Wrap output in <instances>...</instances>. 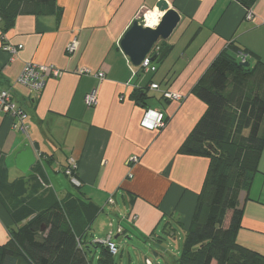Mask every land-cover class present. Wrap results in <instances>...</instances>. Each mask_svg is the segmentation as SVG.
Instances as JSON below:
<instances>
[{"label":"crops","instance_id":"obj_1","mask_svg":"<svg viewBox=\"0 0 264 264\" xmlns=\"http://www.w3.org/2000/svg\"><path fill=\"white\" fill-rule=\"evenodd\" d=\"M161 1L179 14L180 22L168 40L157 44L168 47L166 56L155 72L146 73L131 65L119 42L143 13L156 19ZM56 2L63 11L59 22L55 16L22 14L4 35L0 33V88L26 114L27 128L26 133L14 128L18 122L0 113V169L6 170V183L23 178L14 159L30 146L34 154L44 157L23 178L33 187L31 195L38 188L32 181L37 180L59 200L71 195L100 208L104 219L107 213L109 217L123 214L115 230L113 220H105V237L92 235L95 243L113 241L115 232V237L146 238L161 224L167 229L181 226L184 232L209 163L205 157L179 153L206 110L192 89L223 51L234 54L237 48L264 64V0L251 8L252 21L246 20L247 10L235 0ZM73 40L77 50L69 55L66 47ZM5 45L22 49L11 58L2 50ZM235 55L242 60L241 54ZM27 64L53 66L61 75L47 79L40 93L31 92L16 83ZM100 71L102 80L97 77ZM151 83L181 95L182 100L161 99L158 92L149 91ZM145 88L147 99L142 106L130 95ZM93 91L97 104L88 107L85 97ZM149 109L160 111L168 120L162 130L141 126ZM132 157L137 161L128 165ZM68 158L77 165L79 192L70 188L63 175ZM258 169L250 189L239 195L242 218L236 239L264 256V147ZM10 225L0 200V245L6 242Z\"/></svg>","mask_w":264,"mask_h":264},{"label":"trees","instance_id":"obj_2","mask_svg":"<svg viewBox=\"0 0 264 264\" xmlns=\"http://www.w3.org/2000/svg\"><path fill=\"white\" fill-rule=\"evenodd\" d=\"M235 1L248 12L257 0ZM22 14L55 16L59 22L63 11L56 0H0L1 35ZM164 46L159 44L158 54ZM236 53L246 57L249 68L240 66ZM248 56L237 48L234 54L221 52L192 89L206 110L179 153L205 157L209 163L184 231L182 254L172 264H264L263 255L241 246L236 239L242 218L239 195L250 189L259 173L264 147V95L247 89L254 75L264 76V64ZM130 97L144 106L147 90H136ZM23 178L6 183V170L0 169V200L11 221L7 240L0 245V264H114L105 244L85 238L100 208L71 195L61 200L50 191L46 195L37 180L32 183L39 189L34 188L31 195L33 187ZM80 187H74L76 192ZM176 228L165 226L172 237Z\"/></svg>","mask_w":264,"mask_h":264},{"label":"built area","instance_id":"obj_3","mask_svg":"<svg viewBox=\"0 0 264 264\" xmlns=\"http://www.w3.org/2000/svg\"><path fill=\"white\" fill-rule=\"evenodd\" d=\"M147 13L148 12L143 13L141 20H138L144 26H148L147 18H146ZM160 17L161 14L159 13L158 17H156V21H157L156 25L158 24ZM253 18H254V14L252 10L248 11L246 14V20L252 21ZM21 49L22 46L14 47L11 45H5L2 48L4 52L8 53L11 56V58H14L17 52ZM76 50H77V43L75 40H73L67 45L66 52L67 54L72 55ZM158 51H159V47L155 46L151 54L154 53L158 55ZM151 54L146 56L138 67L143 72L153 73L156 70V66L150 61ZM245 58H246L245 56H242V61H245ZM86 72L87 71L85 70L81 71V73H86ZM60 75H61V71L58 70L56 67L47 66V65L27 64L23 67L21 74L16 79V83L29 88L31 92L40 93V91H42V89L44 88L47 79L58 78ZM97 77L100 80H102L104 78V73L102 71L98 72ZM148 89L149 91L152 92H158L161 95V99L165 101L180 102L182 100L181 95L169 91H163L159 88V85L157 84L151 83L148 86ZM85 104L88 107H93L97 104V97L94 91L86 95ZM150 111L157 113V116L155 117L150 116L149 115ZM0 113L12 118L13 120H16L18 122V125L17 126L15 125L14 128L17 127L19 130L26 133L27 128L24 124L26 114L22 110L16 109L14 107L9 92L1 88H0ZM149 125H151V127ZM141 126L145 129L153 130V131L162 130L166 126L165 117L160 111L149 109L144 114V117L141 121ZM34 155L36 159V164L38 163L41 164L42 161L44 160V157L40 153H35ZM136 161L137 158L132 157L128 161V165L133 164ZM76 174H77L76 162L72 158H68L63 170V175L68 179L69 183L73 187H80L81 183L77 178ZM96 243L105 244L108 247L110 254L113 256H115L118 252L115 243L110 239H106L105 241H96Z\"/></svg>","mask_w":264,"mask_h":264},{"label":"rangeland","instance_id":"obj_4","mask_svg":"<svg viewBox=\"0 0 264 264\" xmlns=\"http://www.w3.org/2000/svg\"><path fill=\"white\" fill-rule=\"evenodd\" d=\"M247 89L249 91H255V89H257V93L264 95L263 74H256L251 79H249ZM152 99L150 98V100ZM40 185L42 186V183ZM69 186L73 191H76L72 185ZM48 191L49 190L43 186L41 187V192L45 193L46 195ZM122 215L123 214H119V212H117L109 217L110 215L107 213L109 219H104L106 218L105 213L98 214L92 221L91 228L89 231H87L85 238L90 241L92 235L98 236L99 233L103 235L101 237H105L106 230H108V224L105 220H113L112 224L115 230L117 224L121 220ZM228 218L229 213L225 215L224 226H226ZM116 234L117 233L115 232L112 237L113 242L115 243L118 250L117 254L111 258L114 264H172L181 256L183 251L184 232L180 227L176 228L175 235L173 237L169 236L164 224H161L146 238L133 234H125L115 237ZM92 241L93 240H91V242ZM93 242L95 243V241ZM95 252L99 254V249H95ZM95 264L99 263L95 261Z\"/></svg>","mask_w":264,"mask_h":264},{"label":"water","instance_id":"obj_5","mask_svg":"<svg viewBox=\"0 0 264 264\" xmlns=\"http://www.w3.org/2000/svg\"><path fill=\"white\" fill-rule=\"evenodd\" d=\"M158 12L161 14L160 20L155 27L144 26L136 20L124 33L119 42V47L123 54L129 59L131 65L139 67L146 56L159 42L169 39L175 28L180 22L179 14L165 1L157 5ZM168 52V47H164L158 55H152L150 61L159 64ZM240 66L249 68L250 64L240 61ZM15 168L21 174H27L36 164L33 150L30 146H25L14 159Z\"/></svg>","mask_w":264,"mask_h":264},{"label":"bare ground","instance_id":"obj_6","mask_svg":"<svg viewBox=\"0 0 264 264\" xmlns=\"http://www.w3.org/2000/svg\"><path fill=\"white\" fill-rule=\"evenodd\" d=\"M151 17H150V14L149 15H146L148 26H151L152 27L153 25L154 26L156 25L157 21H156V19H153Z\"/></svg>","mask_w":264,"mask_h":264},{"label":"clouds","instance_id":"obj_7","mask_svg":"<svg viewBox=\"0 0 264 264\" xmlns=\"http://www.w3.org/2000/svg\"><path fill=\"white\" fill-rule=\"evenodd\" d=\"M149 115L155 117V116H157V113H155V112H151V111H150V112H149ZM149 126L151 127V125H149Z\"/></svg>","mask_w":264,"mask_h":264}]
</instances>
